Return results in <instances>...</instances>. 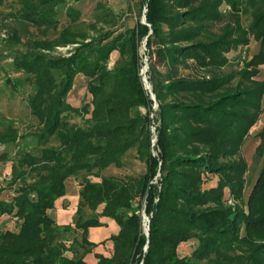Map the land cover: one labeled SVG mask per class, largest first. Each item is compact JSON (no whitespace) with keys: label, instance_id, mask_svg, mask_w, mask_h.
Returning a JSON list of instances; mask_svg holds the SVG:
<instances>
[{"label":"trees","instance_id":"16d2710c","mask_svg":"<svg viewBox=\"0 0 264 264\" xmlns=\"http://www.w3.org/2000/svg\"><path fill=\"white\" fill-rule=\"evenodd\" d=\"M14 1L18 7L9 16L43 35L57 27L65 2ZM99 8L91 28L118 19ZM139 9L135 25L115 35L112 29L91 37L78 25L80 11L67 7L69 24L58 36L31 37L24 48L18 47L17 29L8 37L17 76L4 82L13 90L30 84L27 105L38 129L30 134L36 152L18 150L10 181L0 186V194L14 191L11 199L0 198V217L19 221L16 230L0 229V264H264V125L255 150L261 167L246 199L248 167L241 155L263 111L264 80L254 77L264 63V0H139ZM242 15L249 16L247 26ZM250 35L259 52L225 70L227 54L248 44ZM144 40L155 118L140 75L138 47ZM67 44L78 45L67 56L49 53ZM78 73L88 79L91 99L72 106L66 97ZM72 115L85 124L71 122ZM26 137L11 120L0 129V144L17 145ZM134 146L145 149L146 170L138 179L101 175L110 165L121 167ZM82 171L73 221L80 238L66 245L61 233L72 228L59 226L50 211L66 194L67 179ZM214 175L216 184L205 188ZM101 217L113 219L118 230L105 239L109 253L94 252L89 262L84 255L99 243L88 239V231L104 225ZM191 241L189 254L178 251ZM69 249L73 256L65 254Z\"/></svg>","mask_w":264,"mask_h":264},{"label":"rangeland","instance_id":"374dc122","mask_svg":"<svg viewBox=\"0 0 264 264\" xmlns=\"http://www.w3.org/2000/svg\"><path fill=\"white\" fill-rule=\"evenodd\" d=\"M99 5V6H98ZM101 5L105 7L106 10L113 11L114 14H117L116 21L114 23H99L96 26V29L90 27V24L95 21L96 14L101 10ZM98 6V7H97ZM18 7V3L14 0H6L3 4L0 5V129H3L7 124L8 120L13 122V126L18 129L19 134H27V137L23 140H19L17 145L9 144H0V186H6L10 181V172L12 160L17 156L18 150L26 149L36 152L35 148L37 143L30 136L31 133L36 131L38 128V121L30 114L29 108L27 105V97L32 92L30 84L24 83L17 90H13L11 86L7 85L4 81L7 75H16L10 62L12 58V49L7 45V39L11 35L13 29H17L21 35V41L18 44L19 48H24L28 43V40L31 37H46L53 38L58 36L61 30L69 24V18L66 15L67 7H73L80 11V18L78 25L80 28L85 29L91 37L99 36L100 32L104 33L108 30H116L113 35L118 32L124 31L126 29H131L139 16V0H65V2L58 7V19L59 24L53 30H50L46 35L42 34L39 30L31 25H26L15 21L13 17L9 16V13L15 12ZM103 9V8H102ZM222 10H226L227 6L222 5ZM142 21L143 12L141 14ZM242 22L244 26H247L249 22L248 15H242ZM6 36V37H4ZM87 39L86 41H88ZM78 44H67L65 46H56L54 49L50 50V54L53 56L60 55H69L70 50L75 48ZM144 41H141L138 47L139 56L141 58V68L140 75L141 78L145 75L147 77L148 69V57ZM260 50V43L252 35L249 36V43L246 45L239 46L236 50L230 51L227 56L229 58V63L224 67L227 71L236 70L238 66L241 65L242 60L250 59L254 54L258 53ZM116 58V52H112L110 60L113 61ZM144 72L142 73V69ZM259 71L256 77L257 80H264V63L258 66ZM186 72L193 74V70L190 68L186 69ZM17 76V75H16ZM87 78L78 73L75 75L73 80V85L70 91L67 94L66 100L72 106H80L82 103L89 102L91 99L90 94L87 92ZM148 80V78H147ZM149 82V81H148ZM157 103V102H156ZM263 108L262 113L259 115L256 123L249 130V134L245 138L242 147L241 155L246 161L247 171L245 173V186L243 190V197L246 199L252 186L257 178L258 171L261 167L262 159L258 157L255 153L256 147L259 144L260 138L258 133L261 131L264 125V95L261 101ZM158 109L157 106H154V100L151 104L150 117L155 118V112ZM84 118L72 115L71 122L84 125ZM154 120L150 123V129L152 133L151 137V150L155 155L156 150L153 148L156 144V132ZM155 139V140H154ZM154 140V141H153ZM55 143V141H53ZM145 149H137V146H134L128 150L126 155L123 157V165L121 167H116L110 165L106 169L102 170L101 175L103 176H115L118 178H135L138 179L146 170V164L144 162ZM80 172L78 175L71 176L66 181V194L64 197L57 199L56 205L53 210L50 211V214L55 219L59 226L69 225L72 230H64L61 233L60 239L65 241L66 245H69L72 242V239H79L81 231L74 228L73 221L75 219V210L78 200V191L80 189V183L82 181V174ZM159 173L154 177V182H157V177ZM92 180H99L96 176H89ZM217 177L214 175L209 177L208 180L204 183V187L208 188L216 184ZM14 195L13 188H6L0 194V198L11 199ZM85 214L90 215L91 212L88 209H85ZM148 217L143 214V219ZM0 229L8 227L9 229L16 230L19 221L13 217H6L2 219ZM148 224V223H147ZM111 225L115 226L113 223ZM143 230L147 233V230L143 223ZM90 238H100L102 236L101 231L92 230ZM99 245L94 248L92 251H88L84 255V258L93 262L95 257L94 252H103L109 253L110 251V242L104 239H99ZM195 244V241L187 243L185 246L187 250L192 248ZM75 252L78 256L83 254V249L75 245ZM72 249H69L65 252L68 256H73L75 253ZM204 264V262L202 263Z\"/></svg>","mask_w":264,"mask_h":264},{"label":"crops","instance_id":"0c3cea01","mask_svg":"<svg viewBox=\"0 0 264 264\" xmlns=\"http://www.w3.org/2000/svg\"><path fill=\"white\" fill-rule=\"evenodd\" d=\"M64 197V196H63ZM62 198V197H61ZM57 201V200H56ZM55 205H56V202H55ZM6 217H13V216H10V215H7V214H3L1 217H0V225H1V222L3 221L2 219H5ZM13 218H16V217H13ZM100 220L104 223V225L102 226H98V227H90L89 228V231H88V239L93 241V242H98L99 239H106L111 233H116L117 230H118V225L115 223V221L113 219H110V218H107V217H101ZM111 223H113L115 226L111 225ZM4 229H9L8 227H5ZM92 230H97V231H101L102 233V236L100 238H90L91 234H92ZM186 244H181L178 248V251L182 254H189L190 253V249L187 250L185 249ZM111 246V244H110ZM103 253V252H101ZM104 254H107V253H104Z\"/></svg>","mask_w":264,"mask_h":264},{"label":"built area","instance_id":"2783aa9c","mask_svg":"<svg viewBox=\"0 0 264 264\" xmlns=\"http://www.w3.org/2000/svg\"><path fill=\"white\" fill-rule=\"evenodd\" d=\"M144 72V68L142 69V73ZM142 81H143V84H144V87H145V89H147L148 90V92H149V94H150V97L152 98V100H154V106H157V103H156V100H155V97H154V95H153V93L151 92V89H150V84H149V82H148V80H147V77L144 75L143 77H142ZM156 137V136H155ZM155 140V139H154ZM153 140V141H154ZM144 226H145V228L146 227H148V219L147 218H145V220H144Z\"/></svg>","mask_w":264,"mask_h":264},{"label":"water","instance_id":"95a60500","mask_svg":"<svg viewBox=\"0 0 264 264\" xmlns=\"http://www.w3.org/2000/svg\"><path fill=\"white\" fill-rule=\"evenodd\" d=\"M143 18H145V16L143 15ZM144 44H145V40H144ZM145 220V218H144ZM146 230H147V234H148V227H146Z\"/></svg>","mask_w":264,"mask_h":264}]
</instances>
